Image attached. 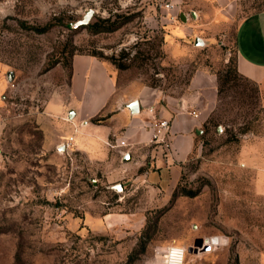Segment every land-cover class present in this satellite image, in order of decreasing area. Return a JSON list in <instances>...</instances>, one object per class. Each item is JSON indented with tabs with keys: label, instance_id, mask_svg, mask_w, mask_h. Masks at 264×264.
<instances>
[{
	"label": "rangeland",
	"instance_id": "obj_1",
	"mask_svg": "<svg viewBox=\"0 0 264 264\" xmlns=\"http://www.w3.org/2000/svg\"><path fill=\"white\" fill-rule=\"evenodd\" d=\"M88 9L89 22L116 28L68 26ZM260 11L264 0H0V264H161L168 244L184 247L185 264H264L257 149L245 150L264 135V85L234 71L236 25ZM89 53L123 83L174 96L199 69L216 77L214 107L173 184L137 179L146 163L124 168L111 135L81 143L57 115L71 56ZM214 235L220 246L195 249Z\"/></svg>",
	"mask_w": 264,
	"mask_h": 264
},
{
	"label": "crops",
	"instance_id": "obj_2",
	"mask_svg": "<svg viewBox=\"0 0 264 264\" xmlns=\"http://www.w3.org/2000/svg\"><path fill=\"white\" fill-rule=\"evenodd\" d=\"M234 45L237 72L261 88L264 85V11L239 20ZM58 96L54 100L57 115L66 120L64 115L73 111L72 119L63 123L80 135L81 143L101 145L109 135L116 144L124 140L126 146H114L121 156L128 154L124 168L131 163H146L148 168L137 179L167 187L177 180L180 165L196 151L202 125L216 102L217 88L216 77L199 69L190 77L185 91L174 96L138 80L123 83L106 61L89 54H74L70 59L68 84ZM134 99L138 100L139 112L130 114L126 105ZM162 120L168 121L167 131L159 126ZM71 136L74 140V135ZM142 147L152 149L149 156L139 154ZM245 148L247 152L257 149L254 187L264 197V135L256 144Z\"/></svg>",
	"mask_w": 264,
	"mask_h": 264
},
{
	"label": "water",
	"instance_id": "obj_3",
	"mask_svg": "<svg viewBox=\"0 0 264 264\" xmlns=\"http://www.w3.org/2000/svg\"><path fill=\"white\" fill-rule=\"evenodd\" d=\"M93 13V10L92 9H88L86 11V13L84 15H82V17L74 22H71L68 24L69 27L71 28H74V27H78V26H82V25H85L89 22V19L91 17ZM191 16L193 18L196 17V12L195 11H191ZM180 18L182 20H185L186 17L183 13L180 14ZM193 44L194 45H197V46H203L206 44V41L198 36L194 37V40H193ZM12 76H13V73L11 71H8L7 72V79L8 80H11L12 79ZM128 111L130 114H135V113H138L139 112V104H138V100L134 99L132 101H130L127 105H126ZM74 113L72 110H70L67 114V118L68 119H72ZM60 149H64V146L61 145V148ZM128 158V154L127 153H124L122 159L125 161L127 160ZM208 237L206 238H201V237H197L194 239V242H193V245L195 246V249H197L198 247L199 248H204V249H209V245H208Z\"/></svg>",
	"mask_w": 264,
	"mask_h": 264
},
{
	"label": "built area",
	"instance_id": "obj_4",
	"mask_svg": "<svg viewBox=\"0 0 264 264\" xmlns=\"http://www.w3.org/2000/svg\"><path fill=\"white\" fill-rule=\"evenodd\" d=\"M160 128H163L165 131L168 130L169 125L167 120H162L159 122ZM73 141V136H69L64 146L69 147V145ZM160 141H163V139H160ZM119 146H126L127 143L124 140H120L118 142ZM208 245L210 249L215 248L216 246L221 245V237L218 235L210 236L208 237ZM163 254V260L161 264H185V258H186V250L184 247L175 245V244H168L162 249Z\"/></svg>",
	"mask_w": 264,
	"mask_h": 264
},
{
	"label": "trees",
	"instance_id": "obj_5",
	"mask_svg": "<svg viewBox=\"0 0 264 264\" xmlns=\"http://www.w3.org/2000/svg\"><path fill=\"white\" fill-rule=\"evenodd\" d=\"M116 22L115 21H109L108 19H101V18H97L96 20L92 21V22H88L85 27L93 33H98L101 31H111L113 29L116 28ZM89 55L97 57L101 60H103L101 57V55L97 54V53H89ZM107 59L110 60L111 63H113L115 65L116 68L119 69H125L127 67V65L125 63H121V62H117V60L113 57V55L109 56V57H105ZM234 71L237 72L236 70V66L234 65ZM229 77V76H228ZM246 78V77H244ZM227 79V77H226ZM95 122V120H94ZM207 123V120L204 122Z\"/></svg>",
	"mask_w": 264,
	"mask_h": 264
},
{
	"label": "bare ground",
	"instance_id": "obj_6",
	"mask_svg": "<svg viewBox=\"0 0 264 264\" xmlns=\"http://www.w3.org/2000/svg\"><path fill=\"white\" fill-rule=\"evenodd\" d=\"M200 251V250H199Z\"/></svg>",
	"mask_w": 264,
	"mask_h": 264
},
{
	"label": "flooded vegetation",
	"instance_id": "obj_7",
	"mask_svg": "<svg viewBox=\"0 0 264 264\" xmlns=\"http://www.w3.org/2000/svg\"><path fill=\"white\" fill-rule=\"evenodd\" d=\"M194 242V241H193Z\"/></svg>",
	"mask_w": 264,
	"mask_h": 264
}]
</instances>
